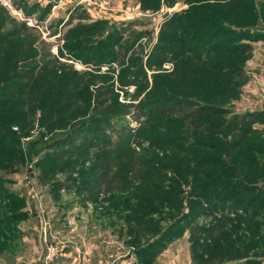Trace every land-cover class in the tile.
Segmentation results:
<instances>
[{
    "label": "rangeland",
    "instance_id": "1",
    "mask_svg": "<svg viewBox=\"0 0 264 264\" xmlns=\"http://www.w3.org/2000/svg\"><path fill=\"white\" fill-rule=\"evenodd\" d=\"M7 1L1 263L264 264V0Z\"/></svg>",
    "mask_w": 264,
    "mask_h": 264
},
{
    "label": "trees",
    "instance_id": "2",
    "mask_svg": "<svg viewBox=\"0 0 264 264\" xmlns=\"http://www.w3.org/2000/svg\"><path fill=\"white\" fill-rule=\"evenodd\" d=\"M233 4H230L228 7V13L227 16L230 17L229 21L232 24H236L238 26H245L247 23H249L250 18H251V9H250V2L251 0H233ZM249 5V6H248ZM246 6H248L249 8H246ZM218 8V7H217ZM223 10L220 8H218L217 10H215L214 14L217 15V17H224L225 14H223L224 12H222ZM256 11V10H255ZM259 12H263V10H259ZM222 20V19H221ZM245 29V27H243ZM243 32H245V30H243ZM234 64H230L229 66H233ZM45 68L43 67L40 71H34L31 69H26L24 71H20L18 73H13L11 75V77L8 79L9 82L5 83L4 85H2L0 87V97L4 96V95H9V96H16L18 94H21L23 92H25L29 86L30 83L37 78V76L39 75V73L44 70ZM207 105H198V103L196 101H191L189 99L186 98H180L178 101V105L173 107V106H167V107H163V108H158L156 109V111L153 112H171V113H180V114H184L185 118H189L190 116H195L198 114H201L203 112H210L213 113V111H211L210 109H207ZM161 110V111H159ZM129 172L125 171L122 172L121 175L118 177L119 181L121 180V182L126 184V189L128 191L132 190V181L129 178ZM130 181V183L127 182ZM12 222V220L10 219L9 221L3 222L2 221V226L0 227V233H8L9 228H11L10 223ZM8 225H6V224ZM0 224V226H1ZM1 236V235H0ZM1 240H4L1 239ZM1 245H3V242H0ZM0 245V246H1ZM4 251V250H3ZM147 251H141V249L137 248L135 249V254L137 253L138 255H144L146 256ZM148 257H140L141 261L147 260Z\"/></svg>",
    "mask_w": 264,
    "mask_h": 264
},
{
    "label": "built area",
    "instance_id": "3",
    "mask_svg": "<svg viewBox=\"0 0 264 264\" xmlns=\"http://www.w3.org/2000/svg\"><path fill=\"white\" fill-rule=\"evenodd\" d=\"M82 3L85 4H93V5H98L102 8H106L109 4L108 0H79ZM4 5H9L7 0H2ZM47 226V223L44 224V227ZM56 247H54V245H49L48 246V258H51L53 253L55 252Z\"/></svg>",
    "mask_w": 264,
    "mask_h": 264
},
{
    "label": "crops",
    "instance_id": "4",
    "mask_svg": "<svg viewBox=\"0 0 264 264\" xmlns=\"http://www.w3.org/2000/svg\"><path fill=\"white\" fill-rule=\"evenodd\" d=\"M0 264H2L1 261H0ZM133 264H134V263H133Z\"/></svg>",
    "mask_w": 264,
    "mask_h": 264
}]
</instances>
